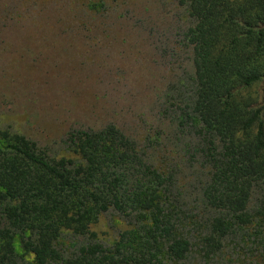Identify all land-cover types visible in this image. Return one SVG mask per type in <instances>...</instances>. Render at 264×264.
<instances>
[{
  "label": "trees",
  "instance_id": "1",
  "mask_svg": "<svg viewBox=\"0 0 264 264\" xmlns=\"http://www.w3.org/2000/svg\"><path fill=\"white\" fill-rule=\"evenodd\" d=\"M178 2L191 18L192 89L183 98L178 88L172 105L207 168L201 215L115 124L70 129L75 157L59 158L0 128V264H187L194 245L204 264H264V198L252 208L255 192L264 197V91L251 90L264 82V0ZM109 212L128 227L106 246L91 226ZM247 225L256 253L223 259L225 240ZM65 230L89 240L66 253Z\"/></svg>",
  "mask_w": 264,
  "mask_h": 264
},
{
  "label": "rangeland",
  "instance_id": "2",
  "mask_svg": "<svg viewBox=\"0 0 264 264\" xmlns=\"http://www.w3.org/2000/svg\"><path fill=\"white\" fill-rule=\"evenodd\" d=\"M190 23L178 0H0V128L59 158L75 157L66 141L70 129L115 124L150 164L172 176L182 208L200 216L207 168L175 106L177 89L186 92L183 98L192 89L190 48L183 42ZM251 90L262 93L264 82ZM263 198L255 192L252 208ZM127 227L109 212L91 230L109 246ZM253 233L252 225L235 229L222 258L255 254ZM88 240L65 230L57 244L68 253ZM186 263L204 264L196 245Z\"/></svg>",
  "mask_w": 264,
  "mask_h": 264
}]
</instances>
